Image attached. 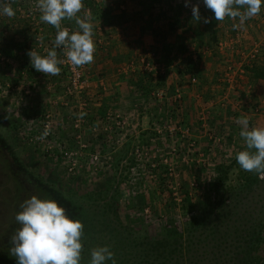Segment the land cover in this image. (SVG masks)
Returning <instances> with one entry per match:
<instances>
[{
	"label": "rangeland",
	"instance_id": "obj_1",
	"mask_svg": "<svg viewBox=\"0 0 264 264\" xmlns=\"http://www.w3.org/2000/svg\"><path fill=\"white\" fill-rule=\"evenodd\" d=\"M197 2L200 21L193 20L185 0H83L79 15L90 11L94 25L108 9L126 12L135 5L141 10L137 15L149 18L164 11L166 42L181 46L178 53L187 60L175 80L163 77L167 73L159 66L148 67L151 78L138 70L140 84L132 89L136 101L115 113L124 107L103 104L107 85L93 79L88 65L82 68V89L72 86L59 49L58 58L65 62L58 76L37 72L12 54L1 56V41L14 43V19L36 21L41 15L37 0H10L15 16L0 25V264H6L1 256H9L12 247L8 231L17 225L18 188L24 189L22 201L36 194L29 183L72 204L85 226L81 264H90L97 246H109L117 264H134L120 247L131 251L135 238L146 244L181 233L183 242H192L185 255L193 254L200 264H223L215 261L218 255L213 261L218 250L210 242L198 243L209 235L224 241L230 255L236 256L230 244L238 246L239 257L240 248L252 244L251 257L262 258L264 179L236 161L246 147L236 121L248 116L250 127H264V80L255 71L264 70V4L260 14L234 30L238 20L216 21L203 0H191ZM205 18L211 22L204 23ZM43 24L34 32L37 38L23 31L32 36L26 38L29 48L44 55ZM62 25L70 31L77 27L67 19ZM23 56L30 61L27 53ZM150 58L158 63V57ZM46 128L48 135L40 139ZM192 218L199 226L189 236ZM253 232L258 237L250 236Z\"/></svg>",
	"mask_w": 264,
	"mask_h": 264
},
{
	"label": "clouds",
	"instance_id": "obj_2",
	"mask_svg": "<svg viewBox=\"0 0 264 264\" xmlns=\"http://www.w3.org/2000/svg\"><path fill=\"white\" fill-rule=\"evenodd\" d=\"M203 3L214 13L216 21L238 20L233 24L236 30L260 14L264 0H203ZM36 7L41 13V22L56 29L52 49L46 48L44 55L34 49L27 53L37 72L58 76L61 72L59 65L65 62L58 58L57 49L61 48L73 66L83 67L94 61L95 26L90 11H84L83 18L79 15L85 7L83 0H37ZM185 7H191L193 20H201L199 2L193 5L191 0H185ZM0 13L9 18L15 16L8 3H0ZM65 19L73 20L76 30L64 27L62 21ZM210 22L209 18L204 19V23ZM236 122L241 126L239 136L246 146L236 154V161L242 170L264 179V127H250V117L243 115ZM47 135L46 128L40 139ZM20 208L22 210L15 216L20 226L10 237V255L16 257L17 264H81L85 227L82 221L73 219L67 209L52 198L33 195ZM107 261L117 264L109 246H97L91 250L90 264H107Z\"/></svg>",
	"mask_w": 264,
	"mask_h": 264
},
{
	"label": "crops",
	"instance_id": "obj_3",
	"mask_svg": "<svg viewBox=\"0 0 264 264\" xmlns=\"http://www.w3.org/2000/svg\"><path fill=\"white\" fill-rule=\"evenodd\" d=\"M111 6H113L112 3L110 4ZM133 7V10L127 7L128 11H117L115 13H112L114 9H108L107 15H99L97 20L99 22L94 25L96 51L94 53V61L88 64V68L89 70H94V74L91 75L94 80L99 81V84L102 86L107 85L106 88L104 87L103 104H115L117 107L120 106V109L124 107V110L114 109L115 113L125 111L127 107H131L136 101V98L132 96V89L133 86L135 87L140 84L136 78L137 76H135L138 70L147 71V77L151 78L150 74H148V67L155 65L153 68L157 69L159 66L161 71L167 73L163 77L175 80L177 78L176 71L181 76V72L184 71L183 67L187 64V60H184L182 53H178V47L180 50L181 46L166 42V29L163 26L165 22L162 21L166 18L164 11L159 12L158 16L149 18L148 13L141 12L140 16L137 15L141 10H138L135 5ZM37 17L40 18V16ZM7 19V16L0 15V25L5 27L8 24ZM29 19L31 20L23 21L18 17H16V20L14 19L15 23H13V26L18 28L16 29V34L11 36L14 39V43L8 46L6 40L1 41L3 42L1 43V56L3 54H12L11 56H13L14 60L16 59L19 63L28 61L27 63L31 65V61L27 60L26 56L25 58L23 56L32 50L26 43V38H30V40L32 36L37 38L38 35L37 33L34 34V32L40 31L39 24H43V22L36 20L39 22L33 23L36 21L32 20V17H29ZM43 25L45 43L47 42L45 49H48L53 44L55 36L51 26ZM25 28L30 30L33 35H24V32L27 31H23ZM171 53L172 56L170 55ZM147 55L149 58L146 59L149 60L148 63H145L142 57H146ZM152 56L158 57V63L152 62L150 58ZM166 59L169 60L167 64ZM99 89L103 91L101 87ZM121 102L123 104L119 105ZM142 116L143 119H146L149 117V114H143Z\"/></svg>",
	"mask_w": 264,
	"mask_h": 264
},
{
	"label": "trees",
	"instance_id": "obj_4",
	"mask_svg": "<svg viewBox=\"0 0 264 264\" xmlns=\"http://www.w3.org/2000/svg\"><path fill=\"white\" fill-rule=\"evenodd\" d=\"M191 64L193 63L191 62ZM255 71H256V75L258 76L259 80H264V70L262 69L261 71L259 70H255ZM223 181L224 180L222 177L219 178L217 188H219L220 185L222 186ZM29 186L31 189H33L32 191L36 192L35 195H37L38 197L56 199L57 201H59V203L62 206H64L67 209L68 214L73 219H79V217L77 216V213H75V211L72 209L71 203L67 204L63 200L53 197L51 194H47L44 189L42 190L39 189L38 186L33 183H29ZM22 190H24L23 187L18 188L17 195H16L17 197L15 198L17 203L14 209V219H15L16 214L22 210L20 208V205L24 202L22 201L23 196H24V193ZM190 207H192L191 203H190ZM19 226L17 224L15 227H13L12 230L10 229V231H8V235L11 236ZM198 226H199L198 219L192 218L191 224L187 227V232L189 236L190 235L192 236V233L198 230L197 228ZM250 236L258 237L257 235H255L254 232ZM206 238L207 240H199L198 243H201L202 241H208L213 245V249L216 248L218 250L216 253L212 254L213 261L217 258V255H218V256H221V259H216L215 261L223 260V264H231V262L237 263V264L238 263L239 264H264V254L262 255V258H258V257L255 258V256L251 257L250 255L256 245H252V244L248 246L243 245L242 248H240L242 252H241V256L239 257V252H236L238 249V246L236 244H230L229 246V249H232V251L236 253V256L235 255L233 256L225 252L226 250L225 246L227 245L224 241L215 239V236L212 239L211 235L207 236ZM182 239H183L182 233L180 234V236L177 235L176 237H173L172 240L174 241H172L171 238L167 237V239L165 240L163 239L155 240L154 242H151V243L147 242L146 244H143L140 242L136 243L140 241V239L135 238L134 240L135 243L132 244L133 246L131 248V251L128 250L129 247L123 248V249H121L120 247V253L122 251L125 254L126 253L129 255L131 254L134 264H200L197 260V257L192 258L193 254L190 257L185 255L188 253V252L186 253V250L191 246L192 242H190L189 239L186 240V238L183 242ZM170 241L171 243H169ZM194 248H195V245H194ZM185 256L188 259L184 258ZM245 256H248V257L245 259ZM2 257L4 258L1 260L5 261L6 264H17V259L14 256L9 255L6 257L3 255L1 256V258ZM157 258H161V259L157 260Z\"/></svg>",
	"mask_w": 264,
	"mask_h": 264
},
{
	"label": "built area",
	"instance_id": "obj_5",
	"mask_svg": "<svg viewBox=\"0 0 264 264\" xmlns=\"http://www.w3.org/2000/svg\"><path fill=\"white\" fill-rule=\"evenodd\" d=\"M12 1V0H11ZM10 0H0V3H9ZM62 53L63 50L62 48L59 49ZM70 68V72H71V84L74 88L76 89H82L83 87V83H82V79H83V67H77V66H73L68 60L66 62Z\"/></svg>",
	"mask_w": 264,
	"mask_h": 264
}]
</instances>
